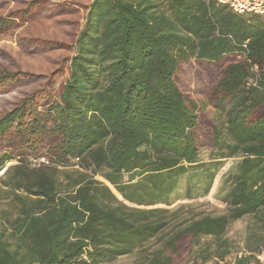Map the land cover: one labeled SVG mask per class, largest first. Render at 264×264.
Masks as SVG:
<instances>
[{
	"label": "trees",
	"instance_id": "trees-1",
	"mask_svg": "<svg viewBox=\"0 0 264 264\" xmlns=\"http://www.w3.org/2000/svg\"><path fill=\"white\" fill-rule=\"evenodd\" d=\"M80 9L83 24L66 17ZM44 18L71 26V40L20 34L16 51L0 47L1 199L16 213H3L0 264L136 251L137 264H205L203 237L220 264L232 221L258 217L264 231V17L215 0H0V37ZM32 58L51 65L38 72ZM196 96L225 110L227 144ZM202 147L242 157L228 213L156 207L171 206ZM152 240L160 247L145 254ZM258 246L233 264H259Z\"/></svg>",
	"mask_w": 264,
	"mask_h": 264
},
{
	"label": "rangeland",
	"instance_id": "rangeland-1",
	"mask_svg": "<svg viewBox=\"0 0 264 264\" xmlns=\"http://www.w3.org/2000/svg\"><path fill=\"white\" fill-rule=\"evenodd\" d=\"M53 3H61L69 0H50ZM79 1L85 6H89L94 0H73ZM16 4L11 2L9 10L14 9ZM8 10V11H9ZM6 13V12H5ZM67 18H75L80 21L81 24L85 20V10L80 9L78 15H68ZM72 31V27L64 23L56 22L55 20L42 19L39 22L26 24L22 29L16 31L13 35H6L0 37V47L6 48V50L16 51L18 49L17 37L18 35H34V36H50L63 40H71L69 33ZM60 55V54H57ZM0 61L1 58H0ZM29 66L36 71L48 70L50 63L44 58L30 59ZM200 109L207 113L212 119L214 125L221 134L223 144H227L229 137L226 131V112L225 110H215L209 106L204 97L196 96ZM227 155L226 151L218 149L213 150L210 147H202L199 152L198 163L200 166H194L189 168V171L184 175L171 198V206L158 205L156 207L169 208L172 211L185 206L186 208L181 213L183 217L200 216V215H223L229 211V195L233 188V181L236 177L242 157H224ZM40 163L41 160L39 161ZM17 164V162H11L6 165V168ZM64 172H69L73 177H76L77 171H82L78 167L71 169H65ZM4 172V171H3ZM3 172L0 174L2 176ZM210 175L214 177L211 188ZM64 174L60 175L61 181L65 183ZM95 179L104 182V180L96 176ZM2 183L0 182V224L3 218L4 212H11V215H15L11 200L1 199L3 193L1 191ZM264 216V210L261 214ZM260 222L258 217L247 216L240 220L232 221L228 228L226 237L231 244L230 254L224 261H220V264H233L243 254L247 253L248 246L251 248L264 249V231L260 229ZM262 241V242H260ZM211 246L212 257L205 264H216L217 259L214 257L215 241L212 237H203L200 245L196 249H200L205 246ZM160 245L156 240H152L145 245L147 252L145 254H151L158 249ZM257 249V250H258ZM255 250V251H257ZM144 254V253H143ZM257 254V253H256ZM140 251H136L133 254L121 256L113 261H107L101 264H137L141 257Z\"/></svg>",
	"mask_w": 264,
	"mask_h": 264
},
{
	"label": "built area",
	"instance_id": "built-area-1",
	"mask_svg": "<svg viewBox=\"0 0 264 264\" xmlns=\"http://www.w3.org/2000/svg\"><path fill=\"white\" fill-rule=\"evenodd\" d=\"M218 5L228 7L231 11L239 15H255L264 17V0H215ZM247 49V45H243ZM42 163L48 164L45 159H41ZM257 263L264 264V249L256 255Z\"/></svg>",
	"mask_w": 264,
	"mask_h": 264
}]
</instances>
